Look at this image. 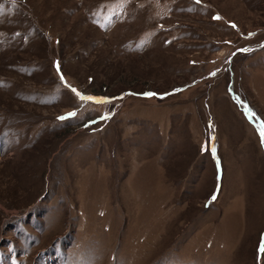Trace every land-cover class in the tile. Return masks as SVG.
<instances>
[{
  "label": "rangeland",
  "instance_id": "374dc122",
  "mask_svg": "<svg viewBox=\"0 0 264 264\" xmlns=\"http://www.w3.org/2000/svg\"><path fill=\"white\" fill-rule=\"evenodd\" d=\"M262 131L264 0H0V264H264Z\"/></svg>",
  "mask_w": 264,
  "mask_h": 264
},
{
  "label": "snow or ice",
  "instance_id": "6c2138e0",
  "mask_svg": "<svg viewBox=\"0 0 264 264\" xmlns=\"http://www.w3.org/2000/svg\"><path fill=\"white\" fill-rule=\"evenodd\" d=\"M89 99H91V98H89ZM70 115H74V114H70ZM61 119H63V117ZM261 134H262V136H264V131H262ZM262 250H264V249H262Z\"/></svg>",
  "mask_w": 264,
  "mask_h": 264
}]
</instances>
